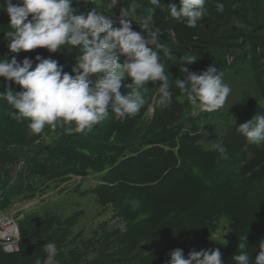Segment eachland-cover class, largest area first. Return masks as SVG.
I'll use <instances>...</instances> for the list:
<instances>
[{"label":"trees","instance_id":"1","mask_svg":"<svg viewBox=\"0 0 264 264\" xmlns=\"http://www.w3.org/2000/svg\"><path fill=\"white\" fill-rule=\"evenodd\" d=\"M169 3L179 6V0H161L159 6L150 0H119L113 8L110 0H74L72 7L82 12L96 9L114 18L121 7L134 6L131 18L135 31H141L143 20L151 16V28L160 33L161 42L172 49L174 56L197 58L185 65L190 71L200 73L215 64L223 73L224 82L231 88L226 104L213 112L191 115L198 108L175 86V80L184 78L180 65L167 61L161 53L173 92L168 107L157 103L160 82H148L144 92L147 102L135 117L121 121L110 114L86 133L57 130L52 142L34 146L25 158L15 155L17 150L12 149L11 141L37 135L30 132L27 120L13 119V109L0 100V170L2 164L18 160L26 166L6 192L1 207L5 208L27 181V160H34L30 174L33 171L50 178L55 169L61 176L81 178L101 173L95 196L124 224L123 231H112L103 241L137 253L134 264H166L168 253L177 248L183 250L185 258L192 250L218 248L222 264H235L232 257L239 253L237 247L243 236L254 259L264 241V144L248 143L236 127L255 114H264V0H206V15L195 28L171 18L164 8ZM217 3L223 4L222 12L217 10ZM8 25L7 13L0 10V57L15 55L18 61L36 55L50 57L71 73L79 46L58 53L44 48L11 53L4 38ZM130 82L129 78L122 82V95L130 91L124 86ZM7 83L20 91L18 85ZM4 90L5 81L0 77V93ZM149 111V119L133 140L134 127L145 120ZM55 131L46 126L41 134ZM217 145L227 149V159H220ZM222 219L230 226L225 244L211 239L220 231ZM63 237L60 231L55 239ZM26 253L20 255L25 257ZM23 256L13 262L0 258V264H27L30 255L20 262ZM115 261L108 264L130 263Z\"/></svg>","mask_w":264,"mask_h":264},{"label":"clouds","instance_id":"2","mask_svg":"<svg viewBox=\"0 0 264 264\" xmlns=\"http://www.w3.org/2000/svg\"><path fill=\"white\" fill-rule=\"evenodd\" d=\"M206 0H179V6L169 3L164 8L171 18L195 28L206 15ZM74 0H4L0 10L9 17V30L4 32L11 53L19 54L37 48L49 53L79 46V54L71 68L52 58L36 55L18 61L16 56L0 57V77L4 78L5 90L0 100L13 111L11 117L17 122L28 121L32 134H41L45 127L55 128L58 123L68 133L73 130L90 132L95 126L109 118L126 120L139 114L147 100L146 84L159 83L158 101L161 107L173 102L169 83L170 74L165 70L161 53L167 61L180 65L183 80H175V86L186 96L187 101L202 112H213L222 108L231 88L224 82L223 73L215 64L195 73L185 65L193 63L194 56L173 55L172 49L161 42L160 33L150 26L151 16L141 24V31L132 28L135 7H121L116 17L101 14L96 9L87 12L72 7ZM119 0H110V8ZM159 6L161 0H150ZM223 4L216 8L223 11ZM35 65V66H34ZM130 91L122 95V82ZM7 82L20 87L14 91ZM71 125H74L71 127ZM236 130L250 144H264V114H255L240 124ZM220 159H227V149L217 145ZM48 256L44 264H53L57 254L55 243L44 245ZM239 253L232 260L235 264H264V241L260 251L250 258L245 236L240 238ZM166 264H222L218 248L192 250L185 258L182 249L168 253ZM40 264V262H37Z\"/></svg>","mask_w":264,"mask_h":264},{"label":"rangeland","instance_id":"3","mask_svg":"<svg viewBox=\"0 0 264 264\" xmlns=\"http://www.w3.org/2000/svg\"><path fill=\"white\" fill-rule=\"evenodd\" d=\"M197 112L199 110L191 115L196 116ZM150 114L151 111L142 123L134 127L133 140L140 134ZM67 127L69 125L58 124L53 133L23 138L19 141L12 140V149L17 150L15 154L17 157L20 155L25 157L34 146L41 142H52L57 130ZM71 127L75 126L71 125ZM13 163L12 161L2 164L3 169L0 171ZM26 164L27 181L22 184L21 190L17 192L18 195L14 193L10 203L3 208L7 215H13L17 223L21 249L18 254L5 253L0 249L1 259L13 262L19 256L25 255V253L20 255L25 251L30 255L29 260L27 255L20 258V262L27 260V264H34L33 262L44 264L48 256L44 245L52 242L57 247L54 264H97V262L108 264L115 260L134 264L137 261V253L128 252L125 246H115L116 243L109 245L110 243L103 241L110 232L123 231L124 224L113 216L110 207L101 206L95 196L94 192L100 184L101 173H91L81 178L73 174L61 176L60 170L55 169L51 174L53 177L50 178L47 175H35L33 171L29 173L30 167L34 168V160H27ZM220 226V231L213 234L211 239L219 244H225V234L230 226L224 219L220 221ZM60 231L64 237L56 240L55 238L60 236ZM32 255H35L33 259ZM36 256L40 259L38 260Z\"/></svg>","mask_w":264,"mask_h":264},{"label":"built area","instance_id":"4","mask_svg":"<svg viewBox=\"0 0 264 264\" xmlns=\"http://www.w3.org/2000/svg\"><path fill=\"white\" fill-rule=\"evenodd\" d=\"M1 147L2 142L0 137ZM24 171L25 163L23 160H18L12 165L5 167V170L0 171V247L3 252L9 254L18 252L20 236L13 215H7L1 207V204L4 201L6 192L16 184L18 178Z\"/></svg>","mask_w":264,"mask_h":264},{"label":"bare ground","instance_id":"5","mask_svg":"<svg viewBox=\"0 0 264 264\" xmlns=\"http://www.w3.org/2000/svg\"><path fill=\"white\" fill-rule=\"evenodd\" d=\"M78 177V176H77Z\"/></svg>","mask_w":264,"mask_h":264}]
</instances>
